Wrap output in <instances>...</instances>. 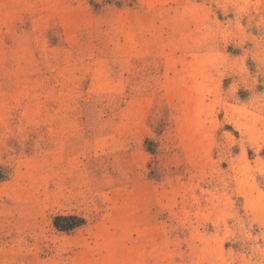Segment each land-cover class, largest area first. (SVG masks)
Listing matches in <instances>:
<instances>
[{
	"label": "rangeland",
	"instance_id": "374dc122",
	"mask_svg": "<svg viewBox=\"0 0 264 264\" xmlns=\"http://www.w3.org/2000/svg\"><path fill=\"white\" fill-rule=\"evenodd\" d=\"M0 264H264V0H0Z\"/></svg>",
	"mask_w": 264,
	"mask_h": 264
},
{
	"label": "trees",
	"instance_id": "16d2710c",
	"mask_svg": "<svg viewBox=\"0 0 264 264\" xmlns=\"http://www.w3.org/2000/svg\"><path fill=\"white\" fill-rule=\"evenodd\" d=\"M69 219H75L74 216H56L54 218V225L60 229V230H67V229H70L71 227H73L74 225L76 224H62L61 222L62 221H66V220H69Z\"/></svg>",
	"mask_w": 264,
	"mask_h": 264
}]
</instances>
